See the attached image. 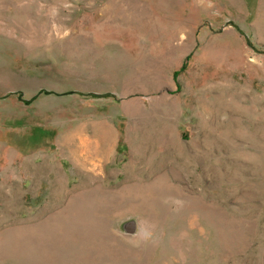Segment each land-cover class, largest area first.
Segmentation results:
<instances>
[{
    "label": "rangeland",
    "instance_id": "374dc122",
    "mask_svg": "<svg viewBox=\"0 0 264 264\" xmlns=\"http://www.w3.org/2000/svg\"><path fill=\"white\" fill-rule=\"evenodd\" d=\"M0 264H264V0H0Z\"/></svg>",
    "mask_w": 264,
    "mask_h": 264
},
{
    "label": "bare ground",
    "instance_id": "6f19581e",
    "mask_svg": "<svg viewBox=\"0 0 264 264\" xmlns=\"http://www.w3.org/2000/svg\"><path fill=\"white\" fill-rule=\"evenodd\" d=\"M102 140H103V141H107V140L105 139V136L102 137ZM97 152H100V153H101V152H104V151H97Z\"/></svg>",
    "mask_w": 264,
    "mask_h": 264
},
{
    "label": "crops",
    "instance_id": "0c3cea01",
    "mask_svg": "<svg viewBox=\"0 0 264 264\" xmlns=\"http://www.w3.org/2000/svg\"><path fill=\"white\" fill-rule=\"evenodd\" d=\"M98 151V150H97Z\"/></svg>",
    "mask_w": 264,
    "mask_h": 264
}]
</instances>
